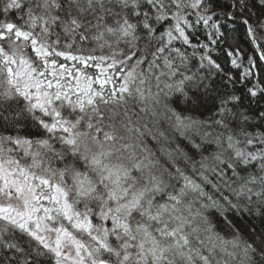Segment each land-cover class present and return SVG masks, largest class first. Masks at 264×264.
Here are the masks:
<instances>
[{
    "label": "snow or ice",
    "instance_id": "obj_1",
    "mask_svg": "<svg viewBox=\"0 0 264 264\" xmlns=\"http://www.w3.org/2000/svg\"><path fill=\"white\" fill-rule=\"evenodd\" d=\"M232 7L0 0V264H264V19L226 67Z\"/></svg>",
    "mask_w": 264,
    "mask_h": 264
},
{
    "label": "trees",
    "instance_id": "obj_2",
    "mask_svg": "<svg viewBox=\"0 0 264 264\" xmlns=\"http://www.w3.org/2000/svg\"><path fill=\"white\" fill-rule=\"evenodd\" d=\"M219 2L221 4L227 3L229 5H233V4L235 5V7H232L231 9L229 8L218 9L219 11H224V12L231 10L235 13L234 21L229 23V29L234 28L235 31H229V39L227 45L221 44L219 46H216L212 55L213 58L216 59L219 63L225 65L226 67H230V63H228L229 58L227 57L226 54L228 45H231L233 49L238 47L243 52L244 54L243 58L245 60L249 55H252L251 44L245 39L246 28L241 23V21L243 19H249V23L254 25L257 22V19H264V4L261 3V0H247L246 8L242 12L239 5V0H219ZM200 39L204 42H207L205 34H201ZM232 71L236 72L235 69H233ZM262 77H264V74H262ZM239 87L240 86L238 84L237 88ZM246 223H247L246 220H241L242 225H246Z\"/></svg>",
    "mask_w": 264,
    "mask_h": 264
}]
</instances>
